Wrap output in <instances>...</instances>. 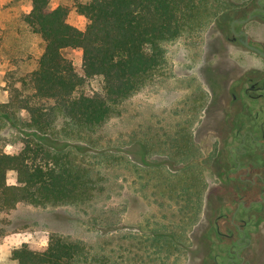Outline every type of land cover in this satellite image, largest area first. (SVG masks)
<instances>
[{"label": "rangeland", "instance_id": "374dc122", "mask_svg": "<svg viewBox=\"0 0 264 264\" xmlns=\"http://www.w3.org/2000/svg\"><path fill=\"white\" fill-rule=\"evenodd\" d=\"M51 3L53 7L72 6L73 0ZM32 6V0H0V102L10 99L11 85L35 67L43 51L42 40L23 21ZM68 20L82 30L88 23L75 11ZM212 24L163 43L167 57L163 74L125 101L120 115L102 128L75 140L54 137L56 146L74 145L85 154L79 159L91 169L98 191L83 204L36 207L22 203L16 210L0 214V264H17L12 260L14 249L24 244L44 248L54 233L83 241L91 256L106 257L108 264L210 263L203 262V246L212 220L203 217L205 206L210 204L206 182L215 180L204 171L205 167H197L196 173L201 168L204 174H186L180 182L184 191L168 188L165 141L168 135L176 137L181 130L196 133L202 139L197 145L199 156L193 161L198 165L204 160L212 142L208 137L218 135L222 119L220 112L206 113L216 93L211 91L206 77L219 85L228 73L235 82L260 60L254 53L226 41L217 40L211 46L210 32L217 30ZM248 28L264 42V24L252 22ZM209 51L219 56L211 61ZM64 54L82 73L83 50L68 48ZM93 87L98 88V82H93ZM19 117L17 125L23 128L21 119L26 115ZM63 127L59 121L56 132ZM20 137L18 130L0 121L2 140L14 146ZM169 173L172 176V171ZM8 179L11 184L16 183V172H10ZM263 239L262 228L254 235L257 254L263 255L261 264ZM254 264H259V260L255 259Z\"/></svg>", "mask_w": 264, "mask_h": 264}, {"label": "trees", "instance_id": "16d2710c", "mask_svg": "<svg viewBox=\"0 0 264 264\" xmlns=\"http://www.w3.org/2000/svg\"><path fill=\"white\" fill-rule=\"evenodd\" d=\"M243 1L73 0L72 6L53 7L51 0H32L23 21L40 37L43 51L35 67L11 85L10 99L0 102V121L21 135L14 146L0 138V214L22 203L66 206L92 200L98 181L79 159L85 154L74 145L56 146L54 137L75 140L102 128L120 115L125 101L163 74L167 66L163 43L205 29L220 15L247 4ZM72 11L87 19L84 30L69 22ZM68 48L83 50L82 73L65 56ZM95 81L98 88L93 87ZM21 114L26 115L23 128L16 121ZM59 121L64 127L57 133ZM10 172H16L14 184L9 182ZM12 260L109 262L91 256L83 241L59 233L52 234L44 248L24 244L14 249Z\"/></svg>", "mask_w": 264, "mask_h": 264}, {"label": "flooded vegetation", "instance_id": "af4514ba", "mask_svg": "<svg viewBox=\"0 0 264 264\" xmlns=\"http://www.w3.org/2000/svg\"><path fill=\"white\" fill-rule=\"evenodd\" d=\"M252 22L264 24V0H251L233 13H224L211 26L217 28L210 32L211 46L217 40L226 41L254 53L260 60L235 82L228 73L219 85L205 76L211 91L216 92L206 113L220 112L222 119L218 135L213 133L208 137L212 142L204 160L198 165L194 162L202 139L196 133L181 130L176 137L168 135L165 141L168 188L184 191L180 182L185 176L204 174L201 168L196 173L197 167H205L204 171L215 180L206 182L210 204L205 206L203 217L212 220L205 231L203 246V262L208 260L209 264H254L255 259L261 264L263 261L262 252L257 254L254 235L264 230V56L247 47L242 39L248 36L249 44L262 52L264 42L249 30ZM210 51L211 61L219 56Z\"/></svg>", "mask_w": 264, "mask_h": 264}, {"label": "water", "instance_id": "95a60500", "mask_svg": "<svg viewBox=\"0 0 264 264\" xmlns=\"http://www.w3.org/2000/svg\"><path fill=\"white\" fill-rule=\"evenodd\" d=\"M237 21L239 22V20H237ZM247 21H248V20H247ZM240 22H246V21H240ZM246 36H247V34H246ZM242 42H243L247 47H249L250 49H252V50H254V51L260 53L262 56H264V52H262L260 49H258V48H256V47H254V46H252V45L249 44L248 36L246 37V39H242Z\"/></svg>", "mask_w": 264, "mask_h": 264}]
</instances>
